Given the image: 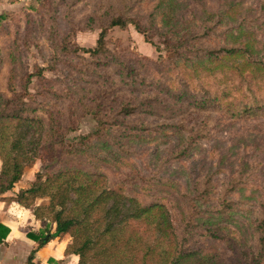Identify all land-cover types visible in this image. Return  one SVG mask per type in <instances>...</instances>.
I'll return each instance as SVG.
<instances>
[{
  "label": "rangeland",
  "instance_id": "1",
  "mask_svg": "<svg viewBox=\"0 0 264 264\" xmlns=\"http://www.w3.org/2000/svg\"><path fill=\"white\" fill-rule=\"evenodd\" d=\"M115 14L138 20L147 40L132 26L114 27L107 32V52L101 56L60 53L58 43L63 37L72 46L94 48L100 27ZM0 17V95L11 98L8 80L20 91L27 75L37 68L42 79H31V95L47 88L51 92L34 98L38 120L28 138L35 144L49 141V133H60L58 124L66 132V144L79 142L97 125L88 107L109 106L108 100H116L109 95L103 99L108 91L120 89L125 103L134 104L139 97L149 102V121L154 130L159 128L153 143H133L121 163L101 164L109 182H118L147 161L152 171L180 183L178 189L200 184L213 198L229 199L230 212L220 214L225 209L214 206L207 218L197 221V228L227 226L239 239L243 262L252 264L258 255L251 245L253 223L264 209V118L235 121L213 107L200 111L193 107L191 95L183 92L187 87L203 89L222 103L264 102L263 0H0ZM224 48H238L240 53L225 55ZM141 80L146 84L142 88H147L140 94L129 85ZM113 108L117 112V106ZM108 139L105 134L97 140ZM93 145L91 153L65 163L88 169L97 161L94 156H106L99 141ZM47 166L35 159L23 176L34 180V174L44 175ZM126 192L130 196L141 191L131 187ZM144 196L139 195L147 202ZM37 200L36 206L48 203V199ZM149 236L155 241L156 233ZM195 242L215 248L216 261L222 264L237 262L218 242L204 237Z\"/></svg>",
  "mask_w": 264,
  "mask_h": 264
},
{
  "label": "trees",
  "instance_id": "2",
  "mask_svg": "<svg viewBox=\"0 0 264 264\" xmlns=\"http://www.w3.org/2000/svg\"><path fill=\"white\" fill-rule=\"evenodd\" d=\"M127 26L134 27L147 40L138 20L125 14H115L105 26L100 27L94 48L72 46L63 37L58 43L60 53L66 56L81 52L92 58L101 56L107 52L105 39L108 30ZM222 51L225 55L240 53L238 48H224ZM2 64L0 51V68ZM55 67L53 60L51 68ZM33 77L42 79V70L37 68L28 74L20 91H16L13 80L9 79L7 87L11 98L5 99L0 95V193L11 190L20 181L25 169L33 167L35 159L49 164L44 175L36 172L28 188L19 190L14 198L8 199L24 209L32 208L34 218L41 224L38 233L26 234L36 242L26 264H35L36 250L52 239L63 237L69 239L64 254L77 256V264H222L216 261L215 248H205L199 245L201 242H195L201 237H204V241L223 245L237 261L235 264H245L241 258L244 253L237 241L239 239L232 235L227 226L197 228V221L207 218L214 206L220 205L225 209L220 214L230 212L229 199L213 198L200 184L178 189L182 186L180 183L161 177L150 169L147 161L134 166L116 183H110L103 172L101 164L121 163V156L130 153L133 143L149 142L152 145L153 142H150L159 128L154 130L149 121V102L139 97L134 104L125 103L120 89L108 91L103 99L108 95L110 100L116 99L113 102L108 100L109 106L100 103L88 107V112L97 123L93 133L83 136L79 142L66 144V132L56 122L60 133L55 136L49 133V141L35 144L34 139L28 138L38 120L34 115L38 110L34 98L51 92H47V88L32 96L29 83ZM145 85L141 80L129 87L141 94L147 88H142ZM247 91L251 93L248 86ZM183 94L191 95L193 107L200 111L213 107L235 121L255 116L264 118L263 101L252 99L250 102L222 103L215 94L189 87ZM115 106L117 112H114ZM21 128H24V132L18 133ZM105 134L108 140H97ZM94 141L101 143L105 157L94 156L97 161L88 169L65 163L66 159L73 162L74 157L91 153ZM174 153L172 151L169 157ZM183 153L175 154V157L180 158ZM156 165H160V162L157 161ZM143 171L150 172V175L141 174ZM131 187L141 192L128 196L126 191ZM176 189L179 192L175 194ZM140 194L145 195L147 202L142 201ZM37 199H48V203L36 206ZM262 202L264 206V200ZM253 231L254 241L251 245L258 255L253 258L252 264H263L264 209L260 218L253 223ZM8 233L9 230L0 225V244ZM151 233H156L153 242L149 240ZM192 242L195 244L189 246ZM243 251L246 252L245 249Z\"/></svg>",
  "mask_w": 264,
  "mask_h": 264
},
{
  "label": "crops",
  "instance_id": "3",
  "mask_svg": "<svg viewBox=\"0 0 264 264\" xmlns=\"http://www.w3.org/2000/svg\"><path fill=\"white\" fill-rule=\"evenodd\" d=\"M32 181L22 176L11 190L0 193V225L9 230L0 244V264H26L30 252L36 246V242L26 234L38 233L41 230L40 222L34 218L32 209H24L8 200L14 198L19 190L28 188ZM68 242L66 237L50 240L36 250L35 264H77V256L64 254Z\"/></svg>",
  "mask_w": 264,
  "mask_h": 264
}]
</instances>
